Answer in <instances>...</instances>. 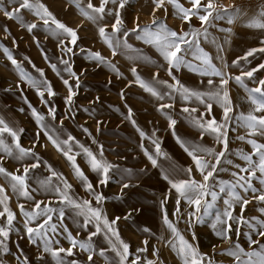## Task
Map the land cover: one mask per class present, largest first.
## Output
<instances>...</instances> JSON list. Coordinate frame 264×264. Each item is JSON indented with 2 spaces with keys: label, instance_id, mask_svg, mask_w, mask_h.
Listing matches in <instances>:
<instances>
[{
  "label": "snow or ice",
  "instance_id": "obj_1",
  "mask_svg": "<svg viewBox=\"0 0 264 264\" xmlns=\"http://www.w3.org/2000/svg\"><path fill=\"white\" fill-rule=\"evenodd\" d=\"M128 2L70 0L78 13L95 25L99 39L110 49L111 56L115 57L119 53L132 61L130 72L134 80L129 79L125 87L120 89L121 100L125 97V88L133 84L155 98L158 101L156 110L166 118V130L171 131L192 161L187 167H180L174 162L168 163L166 167L161 164L159 157H164L165 161L170 158L161 147L162 138L157 136L158 130L153 128L149 134L142 129L133 118L132 107L125 103V118L139 134L140 149L152 166L160 168V176L167 185L158 201L162 225L170 232L165 243L176 253L181 264H216L208 253L200 250L194 230L195 225L208 223L214 236L224 245L219 251L232 258L231 264H264V206L258 207V215H245V209L250 203L264 204V76L256 75L258 70L264 71V61L251 66L254 54H264V36L258 47L248 48L242 55L232 59L231 64L223 55L224 45L217 43L215 37L212 38L217 49L215 57L201 46V37L209 39L210 27H217L226 34L232 32L231 27H220L216 21H226L231 25L244 17L248 26L264 30V6L248 16L241 11L240 6L224 4L220 0H187V4L181 0H152L154 7L151 19L140 22L137 16L133 26L128 27L122 12ZM8 5L15 6L9 8ZM169 7L172 9L171 15L180 22L178 29L166 22ZM157 10H163L165 15H156ZM24 11L31 13L35 19L27 20ZM0 14L6 19L15 20L21 28L32 34V40L43 59L66 87V95L63 96L66 110L59 114L57 122L58 110L51 99L56 92L44 68L37 67L30 57L24 56L23 59L35 69L36 74L28 71L13 52L17 38L12 36L7 24L0 25L13 45L10 48L0 42V50L17 74L16 88L36 125L31 146L26 147L21 144V134L25 129L0 114V176L7 184L6 187L0 183V253L4 254L0 256V264H11L4 256L11 254L9 240L13 233L18 238L24 236L28 243L36 246L33 260L17 244L16 248L20 250L14 255L16 264H97L94 259L96 253L105 264H158L157 259L146 255L148 238L142 241L134 253L130 251V243L122 238L118 226L121 217H109L104 208V201L108 198L96 187L106 185L114 175H119L121 179L117 182L121 191L114 198L121 199L123 190L131 186L133 170H120L105 159L104 145L84 125L77 124V127L97 145L96 151L65 127V119L75 122L78 111L75 98L81 79L73 67L76 51L97 66L106 65L118 78L124 73L99 50L78 44L81 39L78 29L81 25L69 26L43 0H0ZM105 20L110 21V24L105 23ZM37 31L46 33L45 39L51 36L57 41L56 47L60 51L58 63L48 56L42 41L35 35ZM130 33L136 40L152 46L163 63L129 43ZM224 39L227 42L228 36ZM137 62L151 64L155 70L145 78L138 71ZM58 64L63 67H58ZM230 67H238L240 71L232 73ZM162 68L168 79L160 78ZM183 68L207 79L201 80L198 88L189 87L176 74ZM230 81L244 89L245 100L249 105L246 111L236 110L237 105L233 103L229 91ZM22 85L35 91L46 112L38 110L29 101L23 94ZM7 90L12 89L9 87ZM177 99L180 102L179 114L197 131V139H188L177 133ZM99 100L97 95L89 104L94 105ZM214 105L221 110L220 118L213 113ZM18 110L21 113L26 111L24 107ZM92 111L95 113L94 106ZM102 122L101 119L96 121L97 131H100ZM238 129L244 131L239 132ZM230 132L236 134L233 139L246 141L251 150L231 149ZM41 135L70 163L72 173L86 196L73 192V184L67 176L35 150ZM206 136L213 138L211 145L203 142ZM145 139L154 151L145 146ZM41 147L46 149L47 145L41 143ZM78 156L96 173L95 184L77 162ZM6 157L15 161L14 170L5 166ZM230 157H238L241 162ZM41 167L46 170V174L38 175ZM225 173L228 178H224ZM253 181H257L259 187ZM12 196L18 201V212L10 205ZM37 196L42 198L38 199ZM170 200L173 202L171 214L167 207ZM131 211L125 214V219H131ZM135 211L139 212L140 209ZM67 212L72 213L82 230L92 226L86 238H81L78 232L73 234L64 224ZM180 220L184 221L185 231L191 239L186 238L178 227ZM17 221L20 227H17ZM142 232L151 234L147 226L142 228ZM98 235L106 241V248L95 243L94 238ZM241 235L245 237L247 247L241 242ZM61 239L67 241V247L61 243ZM216 249L217 246L213 245V251ZM159 251L153 246L152 255L158 256ZM81 254H85L86 259L77 258ZM159 264H163V261H159Z\"/></svg>",
  "mask_w": 264,
  "mask_h": 264
},
{
  "label": "rangeland",
  "instance_id": "obj_2",
  "mask_svg": "<svg viewBox=\"0 0 264 264\" xmlns=\"http://www.w3.org/2000/svg\"><path fill=\"white\" fill-rule=\"evenodd\" d=\"M44 3L48 5L54 14L67 23L69 26L75 27L80 24L78 29L79 36L81 39L78 44L91 48L93 50H99L103 55L111 59L120 71L124 73L122 77H117L114 72H112L106 65L97 66L94 62L86 60L83 55L76 51L73 56V67L74 70L80 74L81 85L78 90V95L75 98V103L77 105L78 111L75 117V122L70 119H65V127L73 133L82 143L86 146L92 148L96 151L97 145L92 143L90 137L85 135L81 128L77 127V124H82L87 127L96 137V139L104 145V156L109 162L115 165L120 170L132 169V181L131 186L123 190V196L121 199H115L114 197L120 194V184L117 182L121 179L119 175H114L106 185L100 186L96 185L97 189L101 191L106 199L104 201V208L111 218L112 216H120L121 219L118 222V226L121 232V236L127 242L130 243V251L135 252V249L141 246L142 241L148 238L149 245L146 255L149 258L157 259L163 261V264H181L179 257L174 251L171 250L170 246L165 243L170 232L162 225L160 212L158 208V201L161 198V194L166 190V182L163 181L160 176V168L151 165V162L147 160L143 151L139 147L140 137L138 132L132 126L130 121L125 117L127 115V108L125 103L131 106L133 109V118L136 119L139 126L144 129L147 133L151 134L153 128L157 129V136L161 137V147L168 153L169 160L165 161L164 157H159L158 161L165 167L168 163L174 162L180 167H187L192 163L190 157L184 152L183 148L176 142L175 138L172 136L170 130L167 129L166 118L156 110L155 98L151 97L138 85H129L125 88V97L121 100L119 91L124 88L129 79H133L130 72V67L132 61L129 60L123 54H117L115 57L111 56V51L108 47L99 39L98 33L96 31L95 25L90 21L81 16L76 10L75 6L70 3V0H43ZM86 2V0H84ZM96 0H94V3ZM181 2L187 4V0H181ZM224 4L233 3L240 6L241 11L247 13L248 16L253 15L258 11L261 6H264V0H220ZM15 5H8L9 8ZM154 4L152 0H129L126 8L122 10L125 23L128 27H132L135 18L138 16L140 22H146L151 19L152 8ZM172 9L169 7L168 15L166 17V22L173 28H179L180 22L177 18L171 15ZM24 16L27 20L35 19V17L26 11H24ZM156 15L163 17L165 14L163 10H157ZM105 23L110 21L105 20ZM220 27H231L232 32L230 34L223 33L219 31L217 27L209 28V39L204 40L201 37V46L209 52L213 57L216 56L217 49L216 45L212 43V38L215 37L217 43H222L224 45V57L231 64V60L238 55H242L244 51L251 47H258L260 45L261 37L264 36V30L248 26L246 19L241 17L233 22V24L228 25L226 21H216ZM7 24L12 36L17 38V43L15 48H13L11 39L6 37L3 33V28L0 27V42L5 43L8 47L13 48L14 55L18 60L23 62L24 67L35 73V69L23 59L24 56H28L37 65V67L44 68L45 75L51 80L56 95L52 99L53 104L57 107L58 116L57 122L60 119V113L66 110V106L63 101V96L66 95V87L63 85L62 81L56 76V74L49 67L48 63L43 59L42 54L37 49L35 43L32 40V34L28 33L26 29H23L19 24L13 19H6L0 14V25ZM35 35L40 38L45 50L53 62H57V57L60 56V51L56 47L57 41L55 38L48 36L45 39L46 33L43 31L35 32ZM228 36L227 42H225V36ZM129 43L133 44L134 47L139 48L143 53L148 56H152L157 59L160 63H163L162 58L156 50L150 46L143 44L141 41L136 40L133 34H129ZM189 59L191 57L189 56ZM264 61V54H254V58L251 60V66H255L256 63ZM217 62L218 61H214ZM58 63V62H57ZM58 67L62 68V65L58 64ZM138 71L142 76L148 78L154 67L151 64H144L143 62H137ZM229 71L232 73H238L240 68L230 67ZM178 78L188 85L189 87L198 88L200 87L201 80H206V77H201L197 73L191 72L187 68H183L180 72L176 73ZM257 76H264V71L258 70ZM17 74L13 70L10 61L7 60L6 56L0 50V114L6 116L10 120H14L18 127H23L25 129L24 133L21 134V144L28 147L31 146L32 140L35 135L36 125L34 119L31 117L30 111L27 110V105L24 104L19 90L16 88L15 81L17 80ZM160 78L168 79L166 71L161 69ZM111 80V83H109ZM11 87V91H8ZM24 87V95H26L29 101L38 108V110L45 111L46 108L40 104L39 98L35 91L28 88L26 85ZM229 91L232 97L233 103L237 105V111H246L249 107L247 101L245 100L244 89L237 85L234 81L229 82ZM100 97L99 101H95L94 105H90L89 101H92L96 96ZM179 99H177L176 104V118L177 133L188 139H197V131L191 127V125L183 119L181 116L179 108ZM95 107V113H93L92 108ZM196 106V105H193ZM24 107L26 111L21 113L18 109ZM88 111H85V109ZM119 109V111H117ZM213 113L220 118L221 110L214 105ZM101 119L103 122L100 124V131H97L96 121ZM239 132H243V129H238ZM236 134L229 133L230 136V148L231 149H243L245 151H250L251 146L247 144L246 141H240L233 139ZM205 144L211 145L213 143V138L211 136H206L203 141ZM41 143L46 144L47 148L41 147ZM145 146L149 147L150 151H154L148 141L145 139ZM219 147V146H217ZM36 151L41 153L42 158L49 160L53 164L54 168L61 171L67 176L69 181L73 184V192L79 194L80 196H86L82 186L79 181L76 180L72 173L71 165L66 160V158L58 152L46 138L41 135L40 142L36 144ZM234 158L236 162H241L238 157ZM77 162L83 168L85 173L94 182L96 181V173L92 172L85 160L81 157H77ZM5 166L9 170H14L16 167L15 161L7 158L4 161ZM46 174V170L41 167L38 175ZM224 178H228V174H223ZM199 179V176L197 175ZM31 179V174H30ZM0 183H4L7 187L6 181L0 176ZM257 187L259 184L257 181H253ZM33 186L34 183H33ZM11 195V190L8 189ZM38 199L42 198L37 196ZM17 199L12 196L10 200L11 207L18 212L16 208ZM222 203V202H221ZM183 206V204H182ZM264 204L250 203L245 209V215H258L257 209ZM28 207V204H26ZM169 213L171 214L173 202L170 200L167 205ZM131 211V219H125L126 213ZM135 209H140L139 212ZM238 211V208L236 209ZM174 220L175 218L172 217ZM55 219V218H54ZM19 221V216H18ZM16 222L17 227L21 225ZM64 224L67 225L68 229L73 232V234L79 233L81 238H86L87 231L89 229L82 230L71 212H67L64 218ZM210 223V221H209ZM147 226L151 230V234L142 232V228ZM178 227L181 229L182 233L186 238L191 239L190 234L185 231V223L180 220ZM244 227L243 225L241 226ZM197 233V243L200 250L206 252L211 256L216 264H231L232 258L225 253L219 251L220 247L224 245L220 244L219 238L215 237L212 233L208 223L197 224L194 229ZM163 237V239H161ZM256 238V237H254ZM240 240L245 243V237L241 235ZM95 243L99 246L107 247L106 241H104L102 236H97L94 238ZM61 243L67 247V241L61 239ZM20 245V249H23L26 254L30 256L31 259L35 260L36 246L28 243L24 236L18 238L17 234L13 233L10 236L9 247L11 254L4 256L6 261H10L11 264H16L14 255L19 252L20 249L16 248V245ZM213 245L217 246L216 251H213ZM155 246L159 249L158 256L152 255V248ZM111 255V252L109 250ZM4 254L0 253V256ZM80 259H86L85 254H81ZM51 259V258H49ZM94 259L97 264H105L102 257L98 253L94 255ZM54 264V262H53Z\"/></svg>",
  "mask_w": 264,
  "mask_h": 264
}]
</instances>
